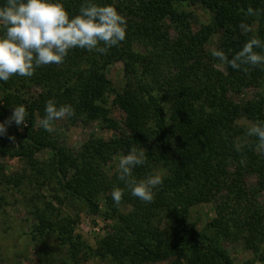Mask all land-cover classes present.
<instances>
[{
  "label": "trees",
  "instance_id": "obj_1",
  "mask_svg": "<svg viewBox=\"0 0 264 264\" xmlns=\"http://www.w3.org/2000/svg\"><path fill=\"white\" fill-rule=\"evenodd\" d=\"M52 2L62 3L72 18L86 0ZM90 2L114 6L126 18L123 42L107 54L74 48L60 65L38 67L30 78L14 75L0 81V123L19 105L28 112L27 126L12 122L0 136V160L18 158L31 171L30 176L8 175L0 163V183L18 186L22 179L35 190H50L48 200L39 193L27 198L32 239L52 236L58 251L65 248L73 264L92 257L109 264H232L224 247L227 241L251 250L249 264H264V208L244 184L245 176L252 174L256 190L264 189V154L255 150L257 138L249 137L240 122L264 121V95L239 100L232 96L256 87L264 77V65L245 73L221 64L205 48L217 35L215 50L231 59L253 37L264 43V0ZM195 3L211 16L192 29L190 13L177 6ZM5 4L0 0V7ZM249 8L257 14L249 15ZM241 23L251 31L244 33ZM114 62L122 66L121 87L105 76V68ZM49 100L74 109L69 121H98L113 131L112 136L88 137L72 152L61 149L39 125ZM107 103L123 114L122 120L110 116ZM133 147L146 152L145 164L133 169L137 181L158 170L163 177L151 203L133 196L118 179L119 159ZM44 149L51 155L39 162L35 153ZM116 154L117 168L107 174L103 167ZM117 187L124 190L119 205L111 195ZM65 200L110 221L109 231L94 246L72 233L75 219L60 216L52 203ZM211 200L214 216L199 229L190 220V209ZM43 253L44 262L52 264L47 247Z\"/></svg>",
  "mask_w": 264,
  "mask_h": 264
},
{
  "label": "clouds",
  "instance_id": "obj_2",
  "mask_svg": "<svg viewBox=\"0 0 264 264\" xmlns=\"http://www.w3.org/2000/svg\"><path fill=\"white\" fill-rule=\"evenodd\" d=\"M249 15L257 14L252 8ZM126 18L119 14L114 6H99L86 0L79 14L70 18L64 5L52 0H6L0 7V28L4 35L0 36V81L7 82L12 76L32 77L35 69L50 64L60 65L64 62L69 50L74 48L107 54L113 46H118L126 38ZM244 33L251 28L241 23ZM256 49H264L259 38L248 40L242 50L229 59L222 50H213L212 55L233 69H242L248 73L250 67L264 65V54ZM46 115L39 125L46 131H52L56 120L70 118L75 115L70 105L56 106L53 100L46 103ZM28 112L24 105L13 108L12 115L4 123H0V136L7 134V126L15 122L16 126L26 124ZM249 137H255L258 143L255 150L264 154V121L249 122ZM14 141V137L9 136ZM145 150L133 147L130 152L119 159L118 179L130 189L131 194L141 201L151 203L155 192L163 183L160 173L150 175L137 181L133 176L136 166L146 162ZM245 163L242 159L241 164ZM116 205L121 203L124 190L117 187L112 193Z\"/></svg>",
  "mask_w": 264,
  "mask_h": 264
},
{
  "label": "rangeland",
  "instance_id": "obj_3",
  "mask_svg": "<svg viewBox=\"0 0 264 264\" xmlns=\"http://www.w3.org/2000/svg\"><path fill=\"white\" fill-rule=\"evenodd\" d=\"M116 1V0H112ZM178 9H183L190 13V23L192 29H197L200 24H205L210 21V12L201 4H181ZM254 25V21H251ZM218 44V36L212 35L207 41L205 48L208 51L216 49ZM264 54V50L260 52ZM221 69L220 65H214ZM106 78L115 87H121L124 82L122 66L120 62H114L108 65L105 70ZM264 95V77L256 87L243 88L238 95H232L233 99H250ZM109 99H107L108 102ZM110 108V116L117 121L122 120L123 114L118 109L107 103ZM243 127H249L248 121H241ZM240 122H238L240 124ZM121 125V124H120ZM49 132V131H48ZM113 131L103 128L98 121L71 122L67 118L56 120L52 124L50 136L55 140L56 144L63 150L75 151L88 137H98L104 140L112 136ZM51 152L49 150H41L35 153V158L39 161H45ZM120 154H116L103 167L107 174H111L117 168V160ZM3 166V172L8 175L20 176L24 172L26 175L31 174V171L25 165L24 161L18 158H3L0 160ZM157 171V170H156ZM158 173L161 171L158 170ZM30 173V174H29ZM28 176V177H29ZM18 186L5 185L0 183V264H48L44 262L43 251L47 247L49 249L52 264H73L67 257L65 248L57 249V243L52 236L36 241L29 234L31 224L29 205L27 198L33 193H39L49 198L50 190L45 187L34 189L31 183L27 180L20 181ZM244 184L247 190L251 193L253 199L264 208V189L256 190L255 177L252 174L246 175ZM102 196L98 195V203L100 210L104 209ZM52 203L57 206L60 216L74 218L75 222L72 226V233L78 234L88 245L94 246L96 241L109 231L110 221L103 219L99 215L90 213L85 207L74 200H65L61 204L54 201ZM214 204L211 200L206 203H199L190 209V220L194 222L199 229L214 216ZM224 247L229 254L232 264H249L252 259V252L246 249L238 241L224 242ZM77 264H109L105 260H100L95 257L84 261H79ZM151 264H167V261L155 262Z\"/></svg>",
  "mask_w": 264,
  "mask_h": 264
}]
</instances>
